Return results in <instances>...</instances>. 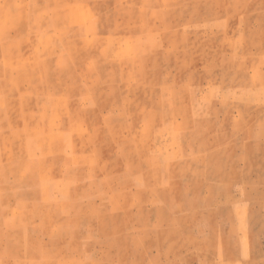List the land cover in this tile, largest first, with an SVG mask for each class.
Masks as SVG:
<instances>
[{"label": "rangeland", "instance_id": "1", "mask_svg": "<svg viewBox=\"0 0 264 264\" xmlns=\"http://www.w3.org/2000/svg\"><path fill=\"white\" fill-rule=\"evenodd\" d=\"M252 257L264 0H0V264Z\"/></svg>", "mask_w": 264, "mask_h": 264}, {"label": "crops", "instance_id": "2", "mask_svg": "<svg viewBox=\"0 0 264 264\" xmlns=\"http://www.w3.org/2000/svg\"><path fill=\"white\" fill-rule=\"evenodd\" d=\"M256 258L258 257H252V259L249 260V263L247 260L243 259L241 261V264H261L262 261L259 258L258 259Z\"/></svg>", "mask_w": 264, "mask_h": 264}]
</instances>
